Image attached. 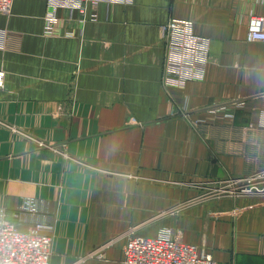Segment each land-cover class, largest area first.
<instances>
[{
	"label": "crops",
	"instance_id": "crops-1",
	"mask_svg": "<svg viewBox=\"0 0 264 264\" xmlns=\"http://www.w3.org/2000/svg\"><path fill=\"white\" fill-rule=\"evenodd\" d=\"M0 14V208L42 223L49 264H122L128 234L168 226L217 264H264V195L195 199V185L264 170V44L248 42L264 0H132ZM95 13L96 18L90 19ZM210 40L203 81L162 82V26ZM26 199L36 212L15 218ZM194 199V200H193ZM101 256L92 255L101 248Z\"/></svg>",
	"mask_w": 264,
	"mask_h": 264
},
{
	"label": "built area",
	"instance_id": "built-area-1",
	"mask_svg": "<svg viewBox=\"0 0 264 264\" xmlns=\"http://www.w3.org/2000/svg\"><path fill=\"white\" fill-rule=\"evenodd\" d=\"M14 0H0V14L10 12ZM46 4L44 33L52 35L58 21V11H76L82 21L89 5L93 9L100 3L129 4L132 0H43ZM90 19L96 18L95 13ZM5 32L0 31V46ZM165 47L164 73L162 82L166 87H183L188 82L203 81L210 59V40L195 34L193 24L187 19H170L162 26ZM248 42L264 44V16H249L246 30ZM5 73L0 70V89L4 86ZM234 182L240 184L232 196L264 195V170ZM233 192V191H232ZM36 201L26 199L14 216L36 212ZM51 227L42 223L20 229L18 224L7 218L0 208V264H49L51 255ZM103 247L92 255L100 257ZM122 264H217L212 254L193 243L186 242L181 234L168 226L160 227L152 236L128 234L122 250Z\"/></svg>",
	"mask_w": 264,
	"mask_h": 264
},
{
	"label": "rangeland",
	"instance_id": "rangeland-1",
	"mask_svg": "<svg viewBox=\"0 0 264 264\" xmlns=\"http://www.w3.org/2000/svg\"><path fill=\"white\" fill-rule=\"evenodd\" d=\"M236 178L226 176L218 180L203 182L201 185L196 184L195 188L199 195L195 199L217 201L223 198H237L235 195H230V193L237 192L240 189L241 185L234 182Z\"/></svg>",
	"mask_w": 264,
	"mask_h": 264
}]
</instances>
